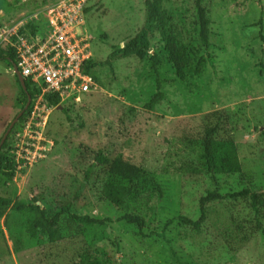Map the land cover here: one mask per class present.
<instances>
[{"label": "rangeland", "instance_id": "obj_1", "mask_svg": "<svg viewBox=\"0 0 264 264\" xmlns=\"http://www.w3.org/2000/svg\"><path fill=\"white\" fill-rule=\"evenodd\" d=\"M59 1L0 0V43L7 27L33 15L43 21L46 5ZM155 1L161 15L149 50L97 66L91 92L51 109L40 143L46 155L16 166L12 180L0 179L1 196L26 202L38 196L48 214L63 205L110 221L86 227L88 237L39 245L32 242L33 211L6 210L0 264H71L83 252L101 264H264V195L257 210L249 197L213 200L203 208L200 201L208 192L264 194V0H199L209 50L200 40L197 0ZM89 5L83 37L93 62L105 60L145 20L144 0ZM151 53L159 56L157 75ZM157 78L160 100L147 107ZM25 100L13 66L0 59V139ZM211 127L217 129L209 170L203 139ZM4 150L15 161L24 154ZM98 150L143 166L162 194L151 190L143 205L127 203L106 168L94 163ZM202 209L199 229L179 220L196 221ZM125 213H138L143 226L120 219Z\"/></svg>", "mask_w": 264, "mask_h": 264}, {"label": "trees", "instance_id": "obj_2", "mask_svg": "<svg viewBox=\"0 0 264 264\" xmlns=\"http://www.w3.org/2000/svg\"><path fill=\"white\" fill-rule=\"evenodd\" d=\"M145 1V20L138 29V31L128 39L122 46L115 48L111 51L105 60L93 62L90 61L85 65V70L90 73L95 80L97 76L95 74V69L99 65L112 66V61L119 57H129L136 53H143L149 50V36L153 28L158 24L160 19V10L155 0H144ZM198 6V13L200 18V40L201 43L209 50V40H208V28L205 12L200 6V1H196ZM88 9L86 10V12ZM0 59L6 60L12 66L17 64V57L14 49L6 42L0 43ZM151 69L157 75L158 66L160 63L159 56L157 53L150 54ZM212 61V60H210ZM17 77V76H16ZM18 79V77H17ZM19 81V80H18ZM25 89L22 91L26 95L25 103L22 106V114L18 118L21 120L31 109L32 100L38 95L39 89L34 86L28 78H24ZM47 95L48 101L53 105L59 104V99L57 96ZM28 97H30V103L25 107ZM160 80L156 79V92L152 98L145 104L147 107H153L160 100ZM9 125L6 127L8 129ZM217 127L208 128L205 132L206 137L203 139L204 148V159L207 169L212 170L214 168V155L212 149V139L211 136L216 132ZM15 130V125H13L8 132L5 140L1 143L0 147V179L4 178L7 180H12L16 172V162L14 157L7 154L6 150L13 151L12 146L13 131ZM6 132V131H5ZM4 132V134H5ZM3 137V136H2ZM2 139V138H1ZM0 139V141H1ZM94 163L102 165L106 168L110 180L122 192L125 201L135 202L137 204L143 205L146 201L145 193L148 191H155L158 194H162L161 186L155 176L150 175L140 164L131 162L124 159L121 156H116L114 158L108 157L105 152L98 150L94 155ZM89 171L85 172V177L87 178ZM264 194L250 193L248 189L241 190L236 193H229L222 195L218 192H208L205 196L201 198V208L204 203L224 199L229 197L231 199H239L249 197L251 200V206L257 210V204L261 196ZM9 211H25L32 210L33 216L36 223V232L34 244H45L64 240L67 238H72L76 236H89V230L86 227H91L93 225L104 224L106 221H110V218L99 219L91 217L89 215H79L70 212L69 206L60 205L58 211L53 214H48L44 208L39 204V197L34 196L31 198L30 202L19 200L18 198L12 200L8 197L0 195V219L2 218L4 212ZM120 219H124L129 224H136L139 227L143 226V219L138 213H125ZM179 220L183 224H188L199 229L202 223L205 221V213L203 209L198 220L193 221L185 217H179ZM71 264H101V262L96 257L85 254L83 252L80 254L73 263Z\"/></svg>", "mask_w": 264, "mask_h": 264}, {"label": "built area", "instance_id": "obj_3", "mask_svg": "<svg viewBox=\"0 0 264 264\" xmlns=\"http://www.w3.org/2000/svg\"><path fill=\"white\" fill-rule=\"evenodd\" d=\"M89 2H52L46 5L43 21H34L33 15L25 24L18 23L4 30L2 42L14 49L19 75L28 78L39 89L30 111L22 119L23 124L13 131L24 147L13 145L14 150L21 148L24 152L16 158L18 167L30 166L46 155L47 148L40 143L49 113L56 106L48 101L46 94L57 96L60 103L78 100L96 87L95 79L85 70L92 58L90 44L83 37Z\"/></svg>", "mask_w": 264, "mask_h": 264}, {"label": "water", "instance_id": "obj_4", "mask_svg": "<svg viewBox=\"0 0 264 264\" xmlns=\"http://www.w3.org/2000/svg\"><path fill=\"white\" fill-rule=\"evenodd\" d=\"M13 69H14V72L16 73V76L18 77V80H19V83H20V86L23 88V90H26L25 89V84H24V79L19 75V72H18V69L16 67V65H13ZM30 97H28V100H27V103L25 105V107L28 106V104L30 103ZM61 107V106H60ZM22 114V111L19 112L17 114V116L15 117V119L10 123L8 129L6 130L5 134L3 135L1 141H0V147H1V143L5 140L8 132L10 131L11 127L15 124V122L18 120L19 116Z\"/></svg>", "mask_w": 264, "mask_h": 264}]
</instances>
